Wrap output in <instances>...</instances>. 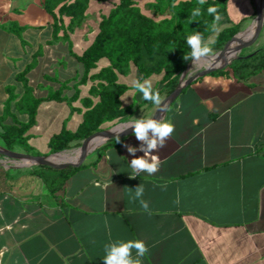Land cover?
I'll list each match as a JSON object with an SVG mask.
<instances>
[{
  "label": "crops",
  "instance_id": "0c3cea01",
  "mask_svg": "<svg viewBox=\"0 0 264 264\" xmlns=\"http://www.w3.org/2000/svg\"><path fill=\"white\" fill-rule=\"evenodd\" d=\"M9 24L0 20L5 90L19 72L11 49L16 42L24 47ZM22 25L23 32L51 28L49 19ZM172 103L163 119L175 131L153 153L161 161L155 174L130 178L127 146L141 144L133 133L99 147L57 197L43 192L40 177L6 167L0 264H104L106 244L136 239L149 248L142 264H264V69L249 82L231 71L205 74ZM140 184L151 215L131 198L129 188Z\"/></svg>",
  "mask_w": 264,
  "mask_h": 264
},
{
  "label": "trees",
  "instance_id": "16d2710c",
  "mask_svg": "<svg viewBox=\"0 0 264 264\" xmlns=\"http://www.w3.org/2000/svg\"><path fill=\"white\" fill-rule=\"evenodd\" d=\"M227 1L206 0L200 5L198 0H115L109 11L102 13L91 43L78 53L71 34L86 19L91 0H42L43 8L49 15L52 38L66 41L69 54L82 63L83 73L73 84V79L59 81L46 75L48 79L57 81L59 86L46 96H37L29 73L36 65L39 48L32 61L16 74V79L23 85V92L17 93L15 85L6 86L7 99L0 111V138L5 146L12 148L26 143L44 101L67 102L71 105V113L80 111L82 114L75 128H67L64 124L51 137L48 143L50 154L69 148L73 141L129 120L138 108L132 104L130 94L128 102H125L124 96L135 89L132 83L122 78L130 76L133 71L137 73L136 79L150 80L153 90H158L161 97L166 98L178 85L191 61L183 59L190 52L186 43L188 35L199 32L205 40L211 39V46L216 52L243 31V20L230 21ZM258 1L261 6L263 0ZM251 4L255 16L257 3L251 0ZM209 7H215L217 12L209 14ZM197 8L201 10L200 15L193 16ZM216 15L230 24L213 32L211 25ZM26 28L27 25L15 22L7 27L20 37L22 44H25L22 32ZM248 55L208 74L227 75L231 71L238 80L249 82L252 76L264 69V47ZM71 89L74 90L71 95L65 93ZM139 106L152 108L155 105L141 98ZM19 115H25L26 120L23 121ZM116 141L105 143L100 150ZM84 166L85 163L63 169L35 166L31 172L40 177L51 195L57 197L66 181Z\"/></svg>",
  "mask_w": 264,
  "mask_h": 264
},
{
  "label": "rangeland",
  "instance_id": "374dc122",
  "mask_svg": "<svg viewBox=\"0 0 264 264\" xmlns=\"http://www.w3.org/2000/svg\"><path fill=\"white\" fill-rule=\"evenodd\" d=\"M114 1L115 0H91L86 19L71 34L76 52L81 53L91 43L98 31V24L102 13H107ZM5 3L8 4L0 8V20L2 23L15 22L19 25H38L45 23V20L49 19L48 13L43 8L42 0H0V4L4 5ZM12 4H17L18 8L15 10H10V6H12ZM227 4L229 7L230 19L233 22L243 20V27L244 29L246 28L245 30L243 29L244 32L240 35L238 40H234L235 42L232 41L228 45L227 50H229L232 49L241 38L245 36H249L250 38L252 36L256 28L257 18L253 21L256 15L253 18L255 10L253 6L250 5L249 0H228ZM262 5L263 4L261 3V7ZM262 14L264 16V9L262 10ZM248 16H251V18L247 19ZM251 22L252 26L250 24V28L249 23ZM217 23L218 30L228 24L225 18H221ZM51 29L52 28L47 26L42 30L32 27L27 29L25 32H22V37L27 39V41L25 40V44H23L24 47L19 44V42H16L15 45H13L10 53L12 61L15 63L18 71H21L28 63L32 61L34 53L38 51L39 48H41L39 50V56L36 65L29 73L30 83L35 86V94L37 96H46L51 90H54L59 86L57 81L48 79L46 75L56 78L59 81L73 79L71 81V84H73L76 82L75 79L83 73L84 69L82 63L69 54L68 46L65 40H54L52 38ZM259 34H261L257 41L259 44L256 42L242 54L250 53L252 50L257 49L264 44L263 28L260 30ZM0 57L2 61L1 75L3 76L5 73L8 75L9 70L3 65V55ZM206 66H209V64L201 65L200 63L196 64L194 67L191 65L189 70L192 67L193 68L188 71V74L195 73ZM136 77L137 73L133 71L130 76L123 77L122 79L128 83H132ZM7 83L8 85H15L17 93L21 94L23 92L22 83L17 79L15 81L14 76L10 77L9 79L7 78ZM73 91V89L66 90L65 93L71 95ZM129 94L133 98L131 99L132 104L134 107L138 108V110L131 116L129 120L125 122H128L133 118H142L143 116L148 118L151 117L153 113H155V109L157 107L156 105L152 108L139 106L142 94L136 90H132V92H129L124 96L125 102H128ZM6 96V90L0 86V111L4 106V100L6 99ZM177 103L173 104V107H175ZM70 106L71 105L67 102L44 101L41 103L37 115V122L30 129V137L26 139V143L22 145H14L9 149L33 155L50 154L48 143L51 137L55 133L59 132L64 124L67 128H75L81 119V112L75 111L71 113ZM19 118H21L23 121L26 120L25 115H19ZM98 135L92 137L91 139H94ZM85 144L86 142L83 140L73 141L71 142L68 150L73 152L78 151L80 147ZM0 145L8 148L5 146L1 138ZM98 149L99 147L91 151L84 160V163L92 161L97 155ZM0 161H2L0 164V174L2 175L4 174L5 168L7 167L12 172L18 170L17 173H21V171H25L23 175H32L34 177H38L31 172L32 169L38 165H25V161L23 159H15L3 154H0ZM43 192H48L45 186Z\"/></svg>",
  "mask_w": 264,
  "mask_h": 264
},
{
  "label": "clouds",
  "instance_id": "9594fccd",
  "mask_svg": "<svg viewBox=\"0 0 264 264\" xmlns=\"http://www.w3.org/2000/svg\"><path fill=\"white\" fill-rule=\"evenodd\" d=\"M200 5H203L206 0H198ZM209 14H215L217 9L209 7L207 9ZM201 10L197 8L193 12V16L200 15ZM219 15L215 16V22L211 25V30L216 32L218 30ZM186 43L190 48V52L184 55L185 61L191 60L193 67L201 61L211 64L216 54L212 45V40H205L204 36L196 32L186 37ZM192 67V68H193ZM191 68V69H192ZM190 69V70H191ZM189 70V71H190ZM132 86L136 91L142 94V98L146 101L152 102L157 106V109L164 112L167 109V104L164 103L158 90H153L152 82L148 79H135L132 81ZM127 129H133L135 138L141 142L140 147L127 146V151L134 157L131 159L129 166L131 168L130 178L140 176L141 173L148 175L155 174L160 168V158L153 154L159 148L165 146L166 140L170 138L175 131L174 124L163 118L154 119L152 117L133 118L124 125L119 126V131L113 130L116 134L117 142H119V134L125 132ZM137 151L144 153L143 156L136 157ZM133 200H138L144 211L151 215L148 202L142 199L144 194V187L142 184L135 189L129 188ZM135 250V257L133 256ZM105 255L103 257L104 264H142V258L149 252V248L145 242L139 239L128 241H114L105 245Z\"/></svg>",
  "mask_w": 264,
  "mask_h": 264
},
{
  "label": "water",
  "instance_id": "95a60500",
  "mask_svg": "<svg viewBox=\"0 0 264 264\" xmlns=\"http://www.w3.org/2000/svg\"><path fill=\"white\" fill-rule=\"evenodd\" d=\"M256 9H257L256 28H255L254 33L252 34V36L249 39V42H248L249 47L253 46L256 43V40L258 38V34L260 33V30L262 28L264 29V16H263L262 12L259 10L258 6H256ZM250 24L251 23H249V26H250ZM242 32L243 31H240L239 33L234 35L229 41H227V43L224 45V47L222 49L216 51L215 54L225 52L228 45L236 38L237 35H239ZM256 50L257 49L252 50L248 56L253 55L256 52ZM241 57L242 56H240V55H236L230 59H227L221 65H209V66L204 67L203 69H200L199 71H196L193 74H188L189 68L192 65V61H190L186 70L181 75L178 85L175 87V89L166 98L163 99L164 103L167 104V109L164 112H161L156 107V109H155L156 111L152 115L153 118L154 119L163 118L165 116L167 110L169 109L171 103L178 97V95L183 91V89L186 88L188 85H190L194 80H196L199 77H201L205 74H208V73H210L216 69H221V68L227 67V66L231 65L234 60L239 59ZM126 123L127 122L118 123L109 129L97 131V132L85 137L84 139H82L83 141H85V140L90 139L94 135L105 134L104 139L98 145H96L92 148H87L85 146L84 150L82 151V155H81L80 159L75 163L74 162L54 163V162L50 161L51 156H53L57 153L63 152V151H69L68 150L69 148L62 150V151H58L56 153L49 154V155H33V154H29V153L14 151L12 149L5 148V147L0 145V154H3L5 156H9V157H13L15 159H23L25 161V165L47 166V167H51L54 169H63V168H67L69 166L78 167L84 163V160L86 159L87 155L91 151H93L97 147H101L102 145H104L105 143H107L111 140L117 139L116 134L113 133V130L118 132L119 131L118 126L121 124H126ZM132 133H133V129H127L125 132L119 134V139L122 137L128 136Z\"/></svg>",
  "mask_w": 264,
  "mask_h": 264
},
{
  "label": "bare ground",
  "instance_id": "6f19581e",
  "mask_svg": "<svg viewBox=\"0 0 264 264\" xmlns=\"http://www.w3.org/2000/svg\"><path fill=\"white\" fill-rule=\"evenodd\" d=\"M255 1L257 3V6L259 7V10L262 12V10L264 9V3L262 5V7H261L260 4H259V1L258 0H255ZM256 18H257V14H256V17L253 19V21ZM252 22H251V26H252ZM251 26H250V28H251ZM244 30H243V32H244ZM242 33H240L235 38V40H238ZM260 35L261 34L258 35V38H257L256 42L258 41ZM249 39H250L249 36H245V37L241 38L232 49H229V50L226 49L225 52L216 54V58L211 63V65L224 63L227 59H230V58H232V57H234L236 55L244 56V55L249 54V53L242 54V53L246 52L249 49V46H248ZM200 63H201V65L207 64V63H205L203 61H201ZM200 63H198V64H200ZM121 125H124V124H121ZM119 126H118V129H119ZM104 137H105V134H99L97 137H95L94 139H91L85 145L81 146L78 151H75V152H73V151H63V152L57 153V154H55V155L50 157V161H52L54 163H61V162H74L75 163V162H77L80 159V157L82 155V151L84 150L85 146L87 148H92V147L98 145L104 139Z\"/></svg>",
  "mask_w": 264,
  "mask_h": 264
}]
</instances>
